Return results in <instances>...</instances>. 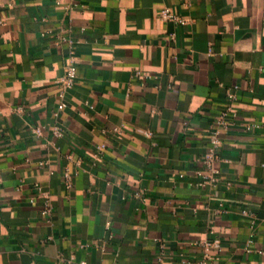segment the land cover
Instances as JSON below:
<instances>
[{
    "label": "crops",
    "instance_id": "obj_1",
    "mask_svg": "<svg viewBox=\"0 0 264 264\" xmlns=\"http://www.w3.org/2000/svg\"><path fill=\"white\" fill-rule=\"evenodd\" d=\"M0 20V264H264V0H0Z\"/></svg>",
    "mask_w": 264,
    "mask_h": 264
},
{
    "label": "built area",
    "instance_id": "obj_2",
    "mask_svg": "<svg viewBox=\"0 0 264 264\" xmlns=\"http://www.w3.org/2000/svg\"><path fill=\"white\" fill-rule=\"evenodd\" d=\"M159 17L164 20H176L179 23H185V19L179 17L175 13L171 11L170 8H164L158 13ZM2 20H0V23ZM78 76V67L73 58H70L66 67H65V73L60 78L61 85L63 87V91L66 89H70L75 86L76 80ZM232 98L235 97V95L232 93L230 95ZM59 108H63V105L59 106ZM228 112L223 113V115L219 119V123L224 127V131H227L229 129L230 123L228 122ZM36 131H40L39 128L36 129ZM221 130L215 129L209 138V145L207 148L206 153L204 154L202 164H203V170L199 172V174L204 178V182H214L219 179L220 176V164H221V156H220V147L222 145V139L220 137ZM105 145H100L98 147V151L101 152L103 149H105ZM65 186L67 189H71L73 187V174L67 170L65 172ZM50 209L46 208L42 213L43 215L49 214ZM217 243V241H214ZM211 242H206L205 247L210 245ZM252 244L253 239H250L247 242V250L252 251ZM210 261V257L208 253H205L204 258L199 259V264H208ZM81 264H88L86 262H81Z\"/></svg>",
    "mask_w": 264,
    "mask_h": 264
}]
</instances>
